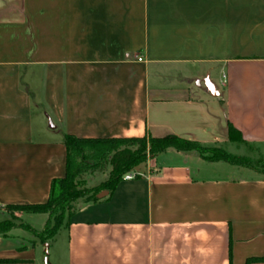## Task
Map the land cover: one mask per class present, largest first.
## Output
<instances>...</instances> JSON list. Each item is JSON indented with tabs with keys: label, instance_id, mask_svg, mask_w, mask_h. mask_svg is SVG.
Returning <instances> with one entry per match:
<instances>
[{
	"label": "crops",
	"instance_id": "0c3cea01",
	"mask_svg": "<svg viewBox=\"0 0 264 264\" xmlns=\"http://www.w3.org/2000/svg\"><path fill=\"white\" fill-rule=\"evenodd\" d=\"M229 125L264 158V0H0L1 205L47 200L65 174V134L175 135L228 149L238 144ZM194 151L169 147L111 194L79 198L46 242L21 244V227L0 233V264L262 256L264 177ZM208 165L248 172L205 174ZM20 218L41 231L48 214Z\"/></svg>",
	"mask_w": 264,
	"mask_h": 264
},
{
	"label": "trees",
	"instance_id": "16d2710c",
	"mask_svg": "<svg viewBox=\"0 0 264 264\" xmlns=\"http://www.w3.org/2000/svg\"><path fill=\"white\" fill-rule=\"evenodd\" d=\"M228 133L230 140L244 141L232 125H229ZM63 143L66 150L65 174L51 180L47 200L41 203L6 205L8 208L22 209L25 212L48 214L47 223L41 231H36L29 225L24 226L26 229L34 231L42 242L52 238L62 225H67L77 199L98 200L100 197L97 194L102 190H107L108 194H111L122 180L124 173L146 161L148 156L154 157L169 147L177 150L194 149L203 158L211 161L224 160L231 164L246 165L243 161L244 158L175 135L163 137H153L148 134L141 137H77L65 134ZM107 161L112 164V169L106 180L93 188L79 186L81 175L84 172L99 169ZM12 227L11 223L2 222L0 223V233L4 234ZM2 260L0 259V261ZM256 261H264V254L246 258L245 264ZM230 264H232L231 260Z\"/></svg>",
	"mask_w": 264,
	"mask_h": 264
},
{
	"label": "rangeland",
	"instance_id": "374dc122",
	"mask_svg": "<svg viewBox=\"0 0 264 264\" xmlns=\"http://www.w3.org/2000/svg\"><path fill=\"white\" fill-rule=\"evenodd\" d=\"M238 142L236 147H230V148H224L222 146H210L216 149H220V150H225L226 152L233 154L235 156H238L240 158H244V162L246 163L247 167H251L256 171V174L260 177H264V158L263 155L261 153V148L251 145L247 142L244 141H240V140H236ZM194 150V149H193ZM195 154L198 155V153L196 151H194ZM200 154V153H199ZM208 155H211L210 153H207ZM201 155V154H200ZM202 156V155H201ZM149 158L152 157H147V160ZM144 161L142 163H140L139 165L133 167L131 170L142 173V164L147 162ZM205 162V161H203ZM208 164V162H205L204 164ZM219 164H221L220 166H225L228 165L229 163L225 162V161H221ZM241 165V164H240ZM243 165V164H242ZM112 169V164L107 161L106 163H104V165L101 168H97L94 171H87L84 172L81 175V181L79 182V186L80 187H85V188H93V187H97L99 186L104 180H106L109 176L110 170ZM129 170V171H131ZM203 173L205 174H226L229 176H242L245 175L248 171L247 169H242L240 167H231V169H216V167L214 169H211V167L206 166L204 167ZM77 202H79V200L77 199L74 203V207H77ZM24 212L22 209H14V208H8L6 205H2L0 206V223L2 222H9L13 225L12 228L14 227H21L22 229H26L24 226L27 225V223H30L32 225H34L35 227H37L36 225H39L35 220V218H23V222L21 221L20 218V213ZM12 228L8 229L7 231H5L4 234H6L7 232H9ZM30 231V235L27 238H21L20 243L21 244H25V245H30L32 242H34L35 239H39V236H37V234L34 231ZM26 235V234H25ZM47 241V240H46ZM45 241V242H46ZM37 252V257L41 258L43 255L42 253H40L38 250ZM52 260V259H50Z\"/></svg>",
	"mask_w": 264,
	"mask_h": 264
},
{
	"label": "built area",
	"instance_id": "2783aa9c",
	"mask_svg": "<svg viewBox=\"0 0 264 264\" xmlns=\"http://www.w3.org/2000/svg\"><path fill=\"white\" fill-rule=\"evenodd\" d=\"M137 60L141 61L142 56L141 55L137 56ZM139 175L140 173L131 170V171H127L126 173H124L122 176V179L130 180V179L136 178ZM0 206L2 205L0 204Z\"/></svg>",
	"mask_w": 264,
	"mask_h": 264
},
{
	"label": "water",
	"instance_id": "95a60500",
	"mask_svg": "<svg viewBox=\"0 0 264 264\" xmlns=\"http://www.w3.org/2000/svg\"><path fill=\"white\" fill-rule=\"evenodd\" d=\"M108 194V191L107 190H102L101 192H99L98 194H97V196L98 197H103V196H105V195H107Z\"/></svg>",
	"mask_w": 264,
	"mask_h": 264
}]
</instances>
